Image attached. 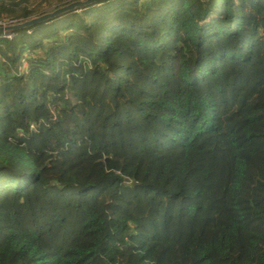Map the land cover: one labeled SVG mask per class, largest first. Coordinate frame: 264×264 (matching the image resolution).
Listing matches in <instances>:
<instances>
[{
	"label": "trees",
	"instance_id": "obj_1",
	"mask_svg": "<svg viewBox=\"0 0 264 264\" xmlns=\"http://www.w3.org/2000/svg\"><path fill=\"white\" fill-rule=\"evenodd\" d=\"M76 0H0V26ZM0 33V264H264V0H101Z\"/></svg>",
	"mask_w": 264,
	"mask_h": 264
},
{
	"label": "water",
	"instance_id": "obj_2",
	"mask_svg": "<svg viewBox=\"0 0 264 264\" xmlns=\"http://www.w3.org/2000/svg\"><path fill=\"white\" fill-rule=\"evenodd\" d=\"M101 0H76L73 1L71 3H68L66 5H63L53 11L47 12L45 14H42L40 16L37 17H33L29 20H25L23 22L17 23V24H13V25H7V26H0V33L6 32V31H15V30H19L31 25H34L36 23L39 22H43L46 21L48 19L54 18L62 13H65L67 11H71L74 10L76 8L79 7H83L85 5H88L90 3H94V2H98Z\"/></svg>",
	"mask_w": 264,
	"mask_h": 264
},
{
	"label": "built area",
	"instance_id": "obj_3",
	"mask_svg": "<svg viewBox=\"0 0 264 264\" xmlns=\"http://www.w3.org/2000/svg\"><path fill=\"white\" fill-rule=\"evenodd\" d=\"M13 25V24H12ZM6 26V25H5ZM7 36L11 37L12 36V33L11 34H7Z\"/></svg>",
	"mask_w": 264,
	"mask_h": 264
},
{
	"label": "rangeland",
	"instance_id": "obj_4",
	"mask_svg": "<svg viewBox=\"0 0 264 264\" xmlns=\"http://www.w3.org/2000/svg\"><path fill=\"white\" fill-rule=\"evenodd\" d=\"M7 26V25H6ZM5 33H7V34H11V32L10 31H6Z\"/></svg>",
	"mask_w": 264,
	"mask_h": 264
}]
</instances>
